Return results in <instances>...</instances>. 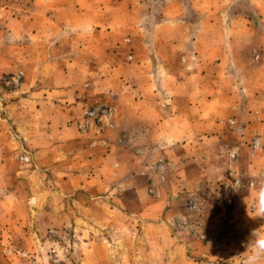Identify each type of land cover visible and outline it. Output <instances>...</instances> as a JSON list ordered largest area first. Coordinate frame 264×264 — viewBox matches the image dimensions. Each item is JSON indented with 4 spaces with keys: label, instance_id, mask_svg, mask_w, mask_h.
Instances as JSON below:
<instances>
[{
    "label": "crops",
    "instance_id": "crops-1",
    "mask_svg": "<svg viewBox=\"0 0 264 264\" xmlns=\"http://www.w3.org/2000/svg\"><path fill=\"white\" fill-rule=\"evenodd\" d=\"M48 9L47 35L34 24L29 41L17 22L16 34L14 22L0 32V75H23L0 119V264H54L40 230L73 218V195L96 208L84 219L97 222L76 229V264H249L264 238L255 217H264V53L231 51L248 44V22L226 24L216 0H134L123 12L118 1L65 0ZM235 25L241 31L229 36ZM91 109L99 124L81 134L75 124ZM18 143L32 168L18 169ZM147 189L160 212L120 211ZM58 193L64 212L52 204ZM223 198L242 228L228 244L194 224L221 220ZM186 204L193 212L184 215Z\"/></svg>",
    "mask_w": 264,
    "mask_h": 264
},
{
    "label": "rangeland",
    "instance_id": "rangeland-1",
    "mask_svg": "<svg viewBox=\"0 0 264 264\" xmlns=\"http://www.w3.org/2000/svg\"><path fill=\"white\" fill-rule=\"evenodd\" d=\"M112 1H118L121 5V12H123V8L125 7L126 10L127 6L132 4L134 0H112ZM218 6L223 9V15H224V21L226 24H229L230 21H240V22H248V28L246 29L245 34L243 36L246 38L247 45H234L232 44V50L233 52L239 51L241 54H246L249 57L260 55V53H264V0H216ZM50 4H57V5H64L65 0H0V32H8L7 30V24L9 22H17V24L21 27V32L24 34V36L29 38V41H31L32 33H34L33 26L34 24L41 25V29L45 28L43 32H47L46 35L50 32L48 25L44 23V19H49L50 13L47 11L44 13V10L48 9L50 7ZM110 5V4H109ZM49 10V9H48ZM125 11V10H124ZM44 18V19H43ZM15 23L14 28V34H16L18 30V26ZM246 24V23H245ZM17 26V27H16ZM28 26V28L26 27ZM236 29H232L230 32L237 33L240 30L241 26H234ZM239 28V29H238ZM43 34V33H42ZM128 37L125 38L124 43L128 44L129 39ZM130 55V54H129ZM128 60H131V57L127 56ZM245 65L247 66V62H245ZM253 66V64L251 65ZM254 67L260 68V62L257 64H254ZM251 68V67H248ZM22 74L21 73H7L0 75V98H2V101L0 103V119L4 116V109L6 104L9 102L8 97L9 95H12L16 92L20 91V88L22 86ZM10 99V98H9ZM99 119V118H98ZM86 123L85 128L82 129L78 127L77 122L75 124V130L81 134L86 133L90 128L91 124L93 123V126H96L99 124V120L92 117L89 119V117L86 119L84 117L83 121ZM14 136V134H13ZM16 140V137L13 138ZM15 152V159L18 161V169H30L32 168L33 161L31 158V155L26 150V148L18 143L16 145V148L14 149ZM20 155H27L30 157V162L25 163L19 160ZM238 161V159H237ZM236 163V162H235ZM45 189V188H44ZM47 191V190H45ZM147 196L151 197L149 194L150 192L148 189L146 192H144ZM42 196H45L47 198L48 202V193L44 194ZM57 198H52V204L55 206H58L60 208V211H63L66 209V198L61 196L59 193L55 195ZM147 196L140 197V201H138L135 205H130L127 203V201L122 200V203L119 205L121 212H136L141 213L144 209L147 208V206H151V208H155L154 211H151L153 214L154 212H160V205L155 204V200H152L154 198H150L149 201L146 202V199H148ZM122 197V196H121ZM71 198H69V208L70 211H72L71 216L73 218L69 219H63L60 221L58 219L56 224L50 225V227L44 228L45 230H40L39 232L41 234H44L41 238V243H44L47 245L48 249V255L51 257V261L54 264H76L79 260V256L81 255L80 249H78L77 246H75V243H77V240H79L78 236L76 238L77 231L76 229H84L85 226L88 227V225L94 229L97 228L96 220L89 221L91 216L88 213L90 206H88L86 200L83 202L81 201L79 195H73L72 201H70ZM48 204V203H47ZM219 211H222L223 216L220 218L221 220L217 219L212 222H206L204 221L201 223V221L194 222V224L198 223V225H202L205 232L207 231L209 236L208 240H215L219 241L220 244H228L230 239L232 241L235 240V236H238L239 234H242V228L241 226H238L237 218L238 214L234 213L233 216L235 217V224L229 225L225 221V216L227 213L235 212L232 205L228 202L227 199L222 200V202L219 204ZM48 208L45 207L44 209ZM68 209V208H67ZM218 208L215 207L216 211ZM233 209V210H232ZM187 210V211H186ZM193 207L190 205H185L182 212L184 215H187L188 211L193 212ZM86 212V213H85ZM91 212L93 214L96 213V208L94 207ZM205 215L208 214V210L204 209ZM249 213H254V207H249ZM83 214V219H80ZM148 214V213H147ZM149 215V214H148ZM259 215L256 214L255 217L257 218V221L261 223V221L264 219L263 216L258 217ZM89 217V220H85L84 218ZM224 218V220L222 219ZM259 218V219H258ZM71 219V220H70ZM144 220V219H143ZM187 221V220H186ZM185 221V222H186ZM191 221H187L186 223H190ZM123 223V222H122ZM149 223L153 224V221L149 220ZM87 224V225H86ZM186 225V224H185ZM29 226V225H28ZM148 226V225H147ZM147 226H144V221H138L137 220V229L140 230L142 227V231H144ZM33 228L35 226L33 225ZM39 228V227H38ZM202 228V227H201ZM40 229V228H39ZM232 239L230 235H232ZM227 238V239H226ZM196 239V238H195ZM193 238H188V241L190 244H193L197 242ZM203 239V238H202ZM238 239V238H237ZM195 241V242H194ZM207 241V240H206ZM198 243V242H197ZM21 257H23L25 254L20 253Z\"/></svg>",
    "mask_w": 264,
    "mask_h": 264
},
{
    "label": "built area",
    "instance_id": "built-area-1",
    "mask_svg": "<svg viewBox=\"0 0 264 264\" xmlns=\"http://www.w3.org/2000/svg\"><path fill=\"white\" fill-rule=\"evenodd\" d=\"M1 101H2V98H0V103H1ZM84 115H85L86 118L89 117V119H90V118L94 117L97 120H99L98 119L99 118V114L97 113L96 109L88 110V111L85 112ZM77 125H78L79 128L82 129L83 127L85 128L86 123L85 122H80ZM251 148H252L253 151L255 150V148H256L255 141H253L251 143ZM229 159H230L231 162L237 161L236 153H234V152L229 153ZM19 160L22 161V162L28 163V162H30V157L27 156V155H20L19 156ZM158 167L161 168L160 165H158ZM227 177L230 180V183H231L232 186H234L236 188L241 186V180L239 178L233 176V172L232 171H230L228 173ZM248 185L252 186V183L250 182ZM233 214L234 213L230 212V213H227L226 216H225V221L229 225L235 224V217L233 216Z\"/></svg>",
    "mask_w": 264,
    "mask_h": 264
},
{
    "label": "clouds",
    "instance_id": "clouds-1",
    "mask_svg": "<svg viewBox=\"0 0 264 264\" xmlns=\"http://www.w3.org/2000/svg\"><path fill=\"white\" fill-rule=\"evenodd\" d=\"M259 214H264V200L261 201V204L258 208ZM256 232V230H253V234ZM254 248L256 251L254 252L253 256L249 259V264H256L257 257L260 255H264V238H258L256 240V243L254 245Z\"/></svg>",
    "mask_w": 264,
    "mask_h": 264
}]
</instances>
